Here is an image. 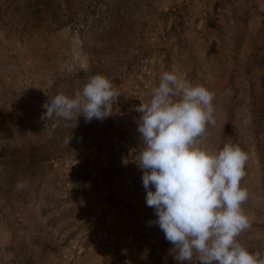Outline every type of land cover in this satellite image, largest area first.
<instances>
[{"label":"rangeland","instance_id":"rangeland-1","mask_svg":"<svg viewBox=\"0 0 264 264\" xmlns=\"http://www.w3.org/2000/svg\"><path fill=\"white\" fill-rule=\"evenodd\" d=\"M165 71L215 93L202 146L248 154L237 239L264 256V0H0V264H181L136 162L135 108ZM95 74L113 114L45 126Z\"/></svg>","mask_w":264,"mask_h":264},{"label":"clouds","instance_id":"clouds-1","mask_svg":"<svg viewBox=\"0 0 264 264\" xmlns=\"http://www.w3.org/2000/svg\"><path fill=\"white\" fill-rule=\"evenodd\" d=\"M120 95L108 77L95 74L72 96L57 94L48 100L41 119L45 126L53 118L62 119L71 128L78 126L81 115L86 122L102 121L113 114ZM214 96L204 85L165 71L151 99L135 108L141 114L138 132L144 148L136 162L143 170L146 204L154 209L156 223L181 264H191L194 257L200 264H264L260 252L237 239L251 226L242 207L249 194L241 186L248 154L234 144L218 151L201 144L207 125L215 124ZM25 188L26 182H17L18 191Z\"/></svg>","mask_w":264,"mask_h":264},{"label":"crops","instance_id":"crops-1","mask_svg":"<svg viewBox=\"0 0 264 264\" xmlns=\"http://www.w3.org/2000/svg\"><path fill=\"white\" fill-rule=\"evenodd\" d=\"M195 264H200V262L198 260L196 261V259H195Z\"/></svg>","mask_w":264,"mask_h":264}]
</instances>
